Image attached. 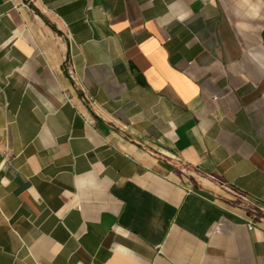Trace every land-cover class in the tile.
<instances>
[{"label":"crops","instance_id":"1","mask_svg":"<svg viewBox=\"0 0 264 264\" xmlns=\"http://www.w3.org/2000/svg\"><path fill=\"white\" fill-rule=\"evenodd\" d=\"M0 264H264V0H0Z\"/></svg>","mask_w":264,"mask_h":264},{"label":"built area","instance_id":"2","mask_svg":"<svg viewBox=\"0 0 264 264\" xmlns=\"http://www.w3.org/2000/svg\"><path fill=\"white\" fill-rule=\"evenodd\" d=\"M2 155H3L4 159H7V153L6 152H3Z\"/></svg>","mask_w":264,"mask_h":264}]
</instances>
